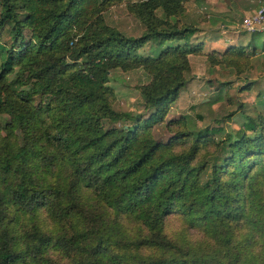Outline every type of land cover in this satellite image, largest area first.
Wrapping results in <instances>:
<instances>
[{"label": "trees", "instance_id": "1", "mask_svg": "<svg viewBox=\"0 0 264 264\" xmlns=\"http://www.w3.org/2000/svg\"><path fill=\"white\" fill-rule=\"evenodd\" d=\"M190 1L0 0V264H264V111L214 117L217 93L214 124L153 133L189 53L240 76L258 52H203ZM113 69L142 70V110L119 107Z\"/></svg>", "mask_w": 264, "mask_h": 264}, {"label": "rangeland", "instance_id": "2", "mask_svg": "<svg viewBox=\"0 0 264 264\" xmlns=\"http://www.w3.org/2000/svg\"><path fill=\"white\" fill-rule=\"evenodd\" d=\"M126 1V0H125ZM258 0H200L190 1L184 20L192 22L200 27L198 39L204 44V51L225 48L230 44H238L252 39L257 45V54L252 58L253 65L240 76L235 75L224 66L209 67L204 55L189 53L191 72L187 83L180 90L177 97L170 102L168 111L163 120L158 121L153 127V133L157 138L165 140L171 131L166 127L169 118L177 117L181 113H188L199 126L214 124L210 116L209 106L203 101L214 98L217 93L221 99L211 104L212 116L220 117L229 111L235 110L238 103H244L243 111L254 115L257 110L264 111V54L261 48L264 45V33L242 31L241 18L257 7ZM254 8V9H255ZM111 17L125 28L128 33L136 34L139 30L138 22L129 15L124 4L114 5L110 9ZM212 37L213 39L209 40ZM208 39V40H206ZM216 40V41H215ZM263 56V57H262ZM111 84L116 93L119 107L124 109L142 110V101L135 85L145 80L141 69L124 71L111 70ZM215 78V79H214ZM214 80V81H213ZM213 82V83H212ZM220 82H226L221 88ZM250 83V87L241 90L240 86ZM260 93V94H259ZM201 113L203 118H197ZM244 117L236 112L231 118L222 123L227 130H236ZM178 223L176 220H172ZM172 222V224H173ZM174 227V226H172Z\"/></svg>", "mask_w": 264, "mask_h": 264}, {"label": "built area", "instance_id": "3", "mask_svg": "<svg viewBox=\"0 0 264 264\" xmlns=\"http://www.w3.org/2000/svg\"><path fill=\"white\" fill-rule=\"evenodd\" d=\"M240 27L244 31L264 33V2L241 18Z\"/></svg>", "mask_w": 264, "mask_h": 264}, {"label": "crops", "instance_id": "4", "mask_svg": "<svg viewBox=\"0 0 264 264\" xmlns=\"http://www.w3.org/2000/svg\"><path fill=\"white\" fill-rule=\"evenodd\" d=\"M262 2H264V0H258L257 7H258L259 4H261ZM257 7H256V8H257ZM254 8H255V7H253L252 9H250V10H248V11L254 10ZM198 27H199V26H198ZM199 28H200V27H199ZM242 31H243V30H242ZM238 38H239L240 41H242V39H243V38H241V37H238ZM211 39H213V38L210 37L209 40H211ZM206 40H208V39H206ZM215 41H216V40H215ZM240 41H239V42H240ZM243 41H244V40H243ZM243 41H242V42H243ZM246 42H247V40H245V42H243V43H246Z\"/></svg>", "mask_w": 264, "mask_h": 264}]
</instances>
